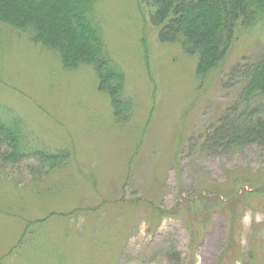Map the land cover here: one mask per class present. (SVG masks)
I'll return each instance as SVG.
<instances>
[{
  "label": "rangeland",
  "instance_id": "rangeland-1",
  "mask_svg": "<svg viewBox=\"0 0 264 264\" xmlns=\"http://www.w3.org/2000/svg\"><path fill=\"white\" fill-rule=\"evenodd\" d=\"M93 16L124 77L121 121L92 66L68 68L0 24V116L18 123L25 152L13 159L0 138V264H177L171 251L183 264H216L239 195L230 264H264V193L252 192L264 183V148L195 147L240 93L230 69L261 57L264 29L238 33L200 84L195 56L159 42L144 0H98ZM39 149L70 155L52 162ZM149 204L163 211L157 227Z\"/></svg>",
  "mask_w": 264,
  "mask_h": 264
},
{
  "label": "trees",
  "instance_id": "trees-1",
  "mask_svg": "<svg viewBox=\"0 0 264 264\" xmlns=\"http://www.w3.org/2000/svg\"><path fill=\"white\" fill-rule=\"evenodd\" d=\"M97 1L0 0V24L28 35L34 43L57 53L68 68L92 66L99 89L108 93L115 118L121 121L130 102L123 99V74L111 62L101 30L95 23L93 13ZM144 1L150 8L152 23L158 27L159 42L178 45L195 56L200 84L222 67L238 33L257 26L264 29V0ZM229 74L239 78L237 83L243 84L242 89L217 121L201 133V140L195 145L199 151L212 155L248 145L264 148V51L255 63L250 66L238 63ZM0 138L13 146L10 154L13 159L25 154L20 149L22 131L17 122L7 124L0 116ZM37 153L52 162L70 155L65 149L50 152L39 149ZM252 192L264 193V183L256 184ZM237 198L233 208H227L233 212L231 238L216 264H230L237 259L233 231L236 210L244 200L241 195ZM146 208L147 222L157 227L163 211L150 204ZM169 257L183 264L178 251L169 252Z\"/></svg>",
  "mask_w": 264,
  "mask_h": 264
}]
</instances>
